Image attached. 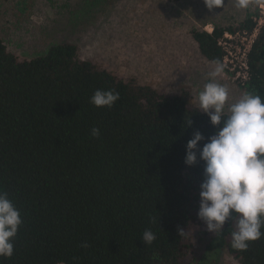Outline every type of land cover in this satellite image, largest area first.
<instances>
[{
  "label": "trees",
  "instance_id": "trees-1",
  "mask_svg": "<svg viewBox=\"0 0 264 264\" xmlns=\"http://www.w3.org/2000/svg\"><path fill=\"white\" fill-rule=\"evenodd\" d=\"M258 11L211 32L191 29L201 54L222 65L218 40L225 31H251ZM248 64L249 79L238 85L264 100V25ZM96 90L119 99L95 107ZM218 128L189 90L166 94L99 68L76 43L21 57L0 38V191L22 219L13 256L0 264H182L204 167L198 150L197 163L185 164V146L199 131V149ZM146 230L155 234L151 244L143 242ZM234 230L229 219L212 233L197 264H215L223 251L239 264H264V236L238 251Z\"/></svg>",
  "mask_w": 264,
  "mask_h": 264
},
{
  "label": "rangeland",
  "instance_id": "rangeland-1",
  "mask_svg": "<svg viewBox=\"0 0 264 264\" xmlns=\"http://www.w3.org/2000/svg\"><path fill=\"white\" fill-rule=\"evenodd\" d=\"M261 4L222 0L209 9L204 0H0V38L21 57L76 43L81 57L97 67L166 94L189 90L199 107L197 93L218 65L201 54L191 29L237 25ZM215 80L228 89L227 112L245 91L223 66ZM211 235L198 219L187 232L190 248L182 264H197ZM215 264L239 263L223 251Z\"/></svg>",
  "mask_w": 264,
  "mask_h": 264
},
{
  "label": "clouds",
  "instance_id": "clouds-1",
  "mask_svg": "<svg viewBox=\"0 0 264 264\" xmlns=\"http://www.w3.org/2000/svg\"><path fill=\"white\" fill-rule=\"evenodd\" d=\"M204 2L212 9L222 0ZM221 71L222 66L218 65L209 74L212 79L197 93L200 111L209 117L213 127L219 128L199 149L198 142L205 137L194 132L186 143L184 162L187 166L197 163L198 150L204 164L197 217L206 231L216 235L230 219L235 225L231 246L246 251L250 242L264 236V100L245 92L225 112L228 89L215 80ZM118 99L119 93L113 90H96L90 103L111 108ZM91 134L97 136L99 129L93 128ZM21 224L19 209L7 193L0 191V257L13 256V239ZM155 238L151 230H146L142 237L145 244H151Z\"/></svg>",
  "mask_w": 264,
  "mask_h": 264
},
{
  "label": "built area",
  "instance_id": "built-area-1",
  "mask_svg": "<svg viewBox=\"0 0 264 264\" xmlns=\"http://www.w3.org/2000/svg\"><path fill=\"white\" fill-rule=\"evenodd\" d=\"M259 8L258 14L253 17L255 25L251 31L246 29L225 31L218 40V45L224 52L222 66L234 76L237 84L243 85L249 79L248 54L264 25V5L261 4Z\"/></svg>",
  "mask_w": 264,
  "mask_h": 264
}]
</instances>
